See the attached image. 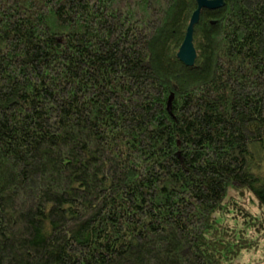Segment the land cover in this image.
I'll return each mask as SVG.
<instances>
[{
    "label": "trees",
    "instance_id": "1",
    "mask_svg": "<svg viewBox=\"0 0 264 264\" xmlns=\"http://www.w3.org/2000/svg\"><path fill=\"white\" fill-rule=\"evenodd\" d=\"M196 10L0 0V264H262L264 0Z\"/></svg>",
    "mask_w": 264,
    "mask_h": 264
},
{
    "label": "water",
    "instance_id": "2",
    "mask_svg": "<svg viewBox=\"0 0 264 264\" xmlns=\"http://www.w3.org/2000/svg\"><path fill=\"white\" fill-rule=\"evenodd\" d=\"M197 3V10L193 14L187 32L185 40L178 52V60L188 68L194 67L197 60V52L194 47V31L196 26L200 22L201 13L203 10L216 11L225 6V0H195ZM174 95L170 96L168 109L170 111Z\"/></svg>",
    "mask_w": 264,
    "mask_h": 264
},
{
    "label": "rangeland",
    "instance_id": "3",
    "mask_svg": "<svg viewBox=\"0 0 264 264\" xmlns=\"http://www.w3.org/2000/svg\"><path fill=\"white\" fill-rule=\"evenodd\" d=\"M242 203L245 205L246 209L251 211L252 214L254 215H260L259 214V211L257 209V204L255 202V200L249 195V194H246V196L242 199ZM264 244L261 245V248L259 249V252H255L253 254H247L245 256V260L244 262H247L249 263V261H253V262H261L262 264H264Z\"/></svg>",
    "mask_w": 264,
    "mask_h": 264
}]
</instances>
